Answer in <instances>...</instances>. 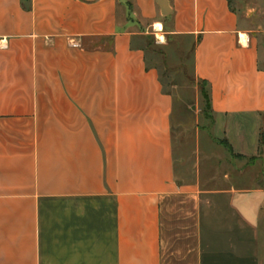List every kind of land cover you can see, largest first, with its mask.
<instances>
[{
    "label": "crops",
    "instance_id": "obj_1",
    "mask_svg": "<svg viewBox=\"0 0 264 264\" xmlns=\"http://www.w3.org/2000/svg\"><path fill=\"white\" fill-rule=\"evenodd\" d=\"M167 8L0 0V264H264V0Z\"/></svg>",
    "mask_w": 264,
    "mask_h": 264
},
{
    "label": "rangeland",
    "instance_id": "obj_2",
    "mask_svg": "<svg viewBox=\"0 0 264 264\" xmlns=\"http://www.w3.org/2000/svg\"><path fill=\"white\" fill-rule=\"evenodd\" d=\"M190 73V70L188 71ZM191 74V73H190ZM185 95L182 96V98L186 99V101H188L189 103L185 106L186 108V114L185 116H179V113H182L180 111V107H181V102L180 99H178L179 95H177V108H176V114L178 115V117L180 118L179 124L182 123V125L178 128V132H176L177 134H180L182 131L186 132V135L191 136L190 138H192V136H195L197 134V132H200V165L203 168V165L205 163V152L207 150V145H208V136L207 134L203 133L201 130H205L207 131L208 135L210 134V122H207L206 125H201L203 123L202 119L204 116V109H206V100L205 98L203 99L204 95L202 96H198V92L197 89L195 88V86H191L190 89L187 88V86H183L181 84ZM199 90L201 89V93L204 94L205 93V89L203 85L199 84ZM195 88V89H194ZM180 96V98H181ZM198 120L199 122V131H197V124H198ZM190 142L186 143L184 142V147L185 150L188 149V152L193 151L196 147V143H194L193 139H189ZM187 147V148H186ZM212 149V148H211ZM219 149V148H218ZM217 149V150H218ZM212 150H216V147L213 146ZM224 152V149H220Z\"/></svg>",
    "mask_w": 264,
    "mask_h": 264
},
{
    "label": "water",
    "instance_id": "obj_3",
    "mask_svg": "<svg viewBox=\"0 0 264 264\" xmlns=\"http://www.w3.org/2000/svg\"><path fill=\"white\" fill-rule=\"evenodd\" d=\"M167 3H168V0H159V5L162 9V16H167L169 13L168 8H167Z\"/></svg>",
    "mask_w": 264,
    "mask_h": 264
},
{
    "label": "trees",
    "instance_id": "obj_4",
    "mask_svg": "<svg viewBox=\"0 0 264 264\" xmlns=\"http://www.w3.org/2000/svg\"><path fill=\"white\" fill-rule=\"evenodd\" d=\"M202 95H204V97H203V98H205V100H206V108H207V109H209L207 95H206V93H204V94H202Z\"/></svg>",
    "mask_w": 264,
    "mask_h": 264
},
{
    "label": "bare ground",
    "instance_id": "obj_5",
    "mask_svg": "<svg viewBox=\"0 0 264 264\" xmlns=\"http://www.w3.org/2000/svg\"><path fill=\"white\" fill-rule=\"evenodd\" d=\"M156 29H157V30H160V29H161V26H160V25H157V26H156ZM158 38H159L160 40H162L161 36H159Z\"/></svg>",
    "mask_w": 264,
    "mask_h": 264
}]
</instances>
